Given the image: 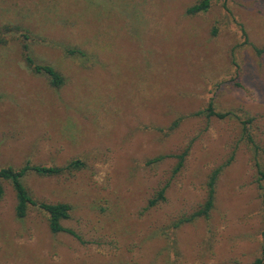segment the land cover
<instances>
[{
    "label": "rangeland",
    "instance_id": "374dc122",
    "mask_svg": "<svg viewBox=\"0 0 264 264\" xmlns=\"http://www.w3.org/2000/svg\"><path fill=\"white\" fill-rule=\"evenodd\" d=\"M200 1L0 0V169L85 164L24 180L71 206L62 225L77 237L36 209L18 219L2 183L0 264H264V0L187 14ZM25 42L62 87L31 72ZM220 167L210 219L173 230Z\"/></svg>",
    "mask_w": 264,
    "mask_h": 264
},
{
    "label": "trees",
    "instance_id": "16d2710c",
    "mask_svg": "<svg viewBox=\"0 0 264 264\" xmlns=\"http://www.w3.org/2000/svg\"><path fill=\"white\" fill-rule=\"evenodd\" d=\"M209 1L210 0H202L198 4L193 5L189 9H187V14L194 15L200 12H205L209 7ZM24 41L28 39L27 35H22ZM0 41H2L0 39ZM23 57L26 65L29 67L32 73L38 74V75H45L49 79L50 85L58 89L62 87L65 83L64 77L55 70L52 66L46 65V64H38L36 63L33 58L31 57V51L29 44L26 42L22 45ZM253 50L257 56L264 55V46L261 48L253 47ZM66 54L69 56H77V57H83V53L80 51H76L73 49L66 50ZM208 113L209 115H215L217 117H223L222 114H215L211 107H208ZM244 125L247 124V122H243ZM244 134L247 137V140L252 141L251 135L249 134L248 127L244 126ZM251 145L253 146L254 144ZM254 151H255V162L256 167L258 169L259 175L264 178V172L261 169L260 166V149L254 145ZM187 154V150L180 155L179 159L180 162L178 164L179 169L181 166L182 161L184 160L185 156ZM163 158H155L154 160H151L148 162V164L155 163L161 161ZM85 167V164L81 162L80 160H72L65 164L64 166L57 167V166H39V165H25L21 169H14L13 167H6L0 169V202L4 198L5 191L3 187V182H8L15 194V207H14V213L15 216L18 219H24L28 212L31 209H36L40 212H42L46 216V221L48 225V229L52 234H60L65 233L74 237H77L76 234L68 229L65 228L62 225V222L64 220H67L70 217L72 208L67 203H46L43 201L36 200L28 188L26 187L24 180L29 174H34L39 177H58L64 174H69L73 171H79ZM222 167L217 168L214 170L211 175L209 176L207 183H206V199L202 205H200L199 209L193 212L189 216H183L178 222H176L174 225L171 226L173 230L180 228L184 224H193L196 223L199 219L209 220L210 214L214 209V203H215V186L217 177L220 173ZM164 193L165 189L160 190L157 193L156 198H152L148 202L147 208H151L155 206L159 201H163L164 199ZM263 208H264V202H263ZM168 231V232H167ZM169 231L170 226L161 229L158 234L160 237L166 236L168 239L169 237ZM251 264H263V261L261 259H256Z\"/></svg>",
    "mask_w": 264,
    "mask_h": 264
}]
</instances>
